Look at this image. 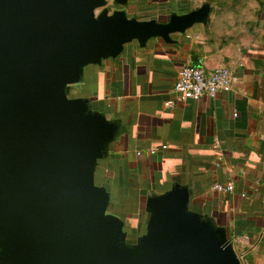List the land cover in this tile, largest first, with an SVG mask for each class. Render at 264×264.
<instances>
[{
    "label": "water",
    "instance_id": "95a60500",
    "mask_svg": "<svg viewBox=\"0 0 264 264\" xmlns=\"http://www.w3.org/2000/svg\"><path fill=\"white\" fill-rule=\"evenodd\" d=\"M109 3L0 0V264H242L226 228L190 210L180 184L148 198L135 243L108 211L95 169L118 125L70 97V86L126 43L171 41L210 11L160 22Z\"/></svg>",
    "mask_w": 264,
    "mask_h": 264
},
{
    "label": "crops",
    "instance_id": "0c3cea01",
    "mask_svg": "<svg viewBox=\"0 0 264 264\" xmlns=\"http://www.w3.org/2000/svg\"><path fill=\"white\" fill-rule=\"evenodd\" d=\"M109 4L160 22L204 4L210 11L206 22L171 41L126 43L116 57L85 66L70 86V97L88 99L118 125L95 169L96 184L110 193L108 211L124 220L127 242L137 241L146 231L148 198L180 184L188 188L190 210L226 228L242 264H264V0ZM188 64L226 67L237 79L213 97L182 100L174 86Z\"/></svg>",
    "mask_w": 264,
    "mask_h": 264
},
{
    "label": "built area",
    "instance_id": "2783aa9c",
    "mask_svg": "<svg viewBox=\"0 0 264 264\" xmlns=\"http://www.w3.org/2000/svg\"><path fill=\"white\" fill-rule=\"evenodd\" d=\"M236 76L226 67H216L212 70H205L199 65H185L178 73L175 82L174 91L182 100H200L205 96H215L221 91L230 90L235 81ZM173 100L167 102L173 105ZM163 148H167L166 145ZM157 148H152L151 153L157 152ZM220 190H231L232 185L223 187L217 186Z\"/></svg>",
    "mask_w": 264,
    "mask_h": 264
},
{
    "label": "rangeland",
    "instance_id": "374dc122",
    "mask_svg": "<svg viewBox=\"0 0 264 264\" xmlns=\"http://www.w3.org/2000/svg\"><path fill=\"white\" fill-rule=\"evenodd\" d=\"M109 2H111V3H112V2H113V0H109ZM109 209H110V207H109ZM142 231H144V230H141V232H142ZM135 238H136V237H134V236H130V239H129L130 241H129V242H130V243H132L133 241L135 242V241H136V239H135Z\"/></svg>",
    "mask_w": 264,
    "mask_h": 264
}]
</instances>
